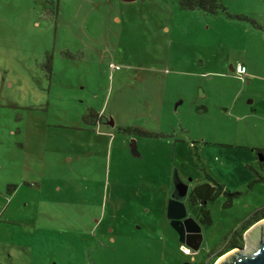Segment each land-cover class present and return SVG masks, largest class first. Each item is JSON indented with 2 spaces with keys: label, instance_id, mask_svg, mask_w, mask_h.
Instances as JSON below:
<instances>
[{
  "label": "rangeland",
  "instance_id": "rangeland-1",
  "mask_svg": "<svg viewBox=\"0 0 264 264\" xmlns=\"http://www.w3.org/2000/svg\"><path fill=\"white\" fill-rule=\"evenodd\" d=\"M217 3L0 0V264H186L166 204L202 163L242 195L190 208L195 264L264 206V0Z\"/></svg>",
  "mask_w": 264,
  "mask_h": 264
},
{
  "label": "water",
  "instance_id": "water-1",
  "mask_svg": "<svg viewBox=\"0 0 264 264\" xmlns=\"http://www.w3.org/2000/svg\"><path fill=\"white\" fill-rule=\"evenodd\" d=\"M231 70L234 71V68H231ZM132 146L133 153L137 154V147L134 141ZM173 184L174 189L167 203L166 216L171 221L172 228L178 233L180 242L190 247L191 244L185 240V229L180 226L185 223H193L195 225V231L200 235V244L192 249L197 251L201 246L203 234L200 224L193 218H187V208L184 202L188 195L189 185L181 180L177 171L173 175ZM182 219L184 220L182 221ZM192 231L194 230L189 229L190 233ZM190 237L193 238L192 235ZM244 242L245 247H237L220 255L215 264H264V219L259 220L246 231L244 234Z\"/></svg>",
  "mask_w": 264,
  "mask_h": 264
},
{
  "label": "trees",
  "instance_id": "trees-1",
  "mask_svg": "<svg viewBox=\"0 0 264 264\" xmlns=\"http://www.w3.org/2000/svg\"><path fill=\"white\" fill-rule=\"evenodd\" d=\"M179 4H180V8L182 10H196V9H201L204 11H208L210 13L216 14L218 13V11H222L225 10L224 7L218 5V0H178ZM240 18H244L245 17H240ZM117 71V70H115ZM90 119L92 121V123H96V121L100 120L99 117V113L97 112H92L91 114L87 115L86 119ZM138 129V133L142 136H147L150 137L152 135H154L152 132L143 129V128H137ZM136 129L135 128H129V129H125V131L132 133L134 132ZM214 180V186L216 189L215 192H212V187H210L208 184L206 186H204V195H200L201 200L202 201H213L215 200L217 197L221 196V195H225L228 197V202H233V199L238 198L242 195L241 192H231L228 189H226V187L219 183L217 180ZM261 180V179H260ZM261 181H264V179H262ZM255 182V181H254ZM258 181H256L257 183ZM203 188H199L197 192H200ZM229 204V203H227ZM204 218L207 221V224H211L212 223V219L208 215L204 214ZM264 219V207L260 208L259 210L257 209V211L251 215L246 222L243 223L241 229L237 230L233 236V240L231 242H229V245L226 246L225 249H219L218 251L221 250L220 253L215 254V256H211L209 258L208 264H213L215 259L220 256L223 253H226L236 247H242L244 244V234L246 233V231L252 227L256 222H258L259 220ZM217 253V251L215 252Z\"/></svg>",
  "mask_w": 264,
  "mask_h": 264
},
{
  "label": "flooded vegetation",
  "instance_id": "flooded-vegetation-1",
  "mask_svg": "<svg viewBox=\"0 0 264 264\" xmlns=\"http://www.w3.org/2000/svg\"><path fill=\"white\" fill-rule=\"evenodd\" d=\"M258 159H259V162H260V164L261 165H263L264 164V150H258ZM199 161V163H202V161L199 159L198 160ZM201 170L203 171V173H204V178H209L208 180L211 182V184L209 183V182H206V183H200V184H198V185H194L193 186V184H192V186H191V182L190 183H185V184H187V185H189V191H188V195H187V198H186V200H185V205H186V208H187V218H193V219H195L196 221H197V223H199L200 224V226L202 225L201 224V220H202V217L204 216V214L206 213L203 209H202V207L200 208V210H199V214H198V216H197V218H195V217H192V216H190L189 215V212H190V208H193V210H195V209H197V207H196V205H198V204H200L201 202H204V204H206L207 203V201H202L201 200V196L200 195H204L205 193H204V186H206L207 184L210 186V187H212V192L214 193L215 192V190L214 189H216L215 188V186H214V180L213 179H215L213 176H212V174L210 173V172H208L207 171V169L205 168V166H204V164L202 163L201 164ZM257 175H258V177L259 178H261V180H262V177H263V175L262 174H260V173H257ZM207 180V181H208ZM216 180V179H215ZM191 181V180H190ZM218 181V180H217ZM219 182V181H218ZM199 188H203L200 192H197L198 191V189ZM173 189H174V187H173ZM173 189L171 190V192L168 194V199H167V203H168V201H169V199L171 198V194H172V191H173ZM166 209H167V204H166ZM166 219L168 220V222H169V225L171 226V221L167 218V216H166ZM198 219V220H197ZM184 219H182V221H183ZM172 227V226H171ZM180 227H182L183 229H185V233H186V237H185V240L187 241V242H189L190 244H191V249L193 248V247H196V246H198L199 244H200V235H199V233L197 232V231H195V229H196V227H195V225L193 224V223H185L184 225H182V226H180ZM202 227V226H201ZM189 229H193L194 231H192V233H190L189 232ZM203 230V229H202ZM177 233V232H176ZM177 235H178V233H177ZM192 235L193 236V238H191L190 236ZM189 236V237H188ZM178 238H179V235H178ZM204 240H205V234L203 235V240H202V243H201V246H200V248H199V250H197V251H195V250H193L192 249V251L194 252H191L189 249H187L185 246H181L182 248H185V249H187V250H189V253H192L193 254V258H191L190 259V262H188V263H186V264H195L196 263V261H197V259H196V256H197V253L200 251V249H201V247H202V244H203V242H204ZM244 244H245V242H244ZM237 248V247H236ZM231 251V250H230ZM221 252V250L220 251H217V253H213L212 255L213 256H215V254H218V253H220ZM229 252V251H228ZM227 253V252H226ZM224 254V253H223ZM222 255V254H221ZM212 256V257H213ZM218 259H219V256L215 259V261H214V263L213 264H215L217 261H218Z\"/></svg>",
  "mask_w": 264,
  "mask_h": 264
},
{
  "label": "crops",
  "instance_id": "crops-1",
  "mask_svg": "<svg viewBox=\"0 0 264 264\" xmlns=\"http://www.w3.org/2000/svg\"><path fill=\"white\" fill-rule=\"evenodd\" d=\"M135 1V0H134ZM128 2H132V1H128ZM118 21H119V19H117ZM241 65V64H240ZM237 66H239V64L237 65ZM241 66H244V65H241ZM244 67H246V66H244ZM230 68H233V66H231ZM235 69L236 68H234V71H235ZM111 71V70H110ZM116 71H111V73H115ZM247 73H248V69H247V71H246V73L245 74H243V75H247ZM203 109H206V107L204 106V107H202ZM162 110H164V105L162 106ZM99 117H100V120H98V121H96V123H93L95 126H100L101 128H103V126H106V125H112V127H114V122L112 121V119H111V122L112 123H110L109 121V119L107 120V122L106 123H104V117L103 116H101V114H99ZM99 127V128H100ZM113 129V128H112ZM144 129V128H143ZM21 130H19V132H20ZM87 131V130H86ZM110 132H112V131H110L109 130V132L108 133H110ZM173 132H175L176 133V129H173ZM106 133V132H105ZM21 148H23L24 149V151L25 152H27L28 150H29V147L27 146V145H25V146H22ZM262 179H264V175H263V177H262ZM264 207V206H263ZM183 249V248H182Z\"/></svg>",
  "mask_w": 264,
  "mask_h": 264
},
{
  "label": "built area",
  "instance_id": "built-area-1",
  "mask_svg": "<svg viewBox=\"0 0 264 264\" xmlns=\"http://www.w3.org/2000/svg\"><path fill=\"white\" fill-rule=\"evenodd\" d=\"M111 68H113V69H112L113 71L120 69L119 66H115V67H114V65H111ZM246 71H247L246 67L239 65V66L236 67V69H235L234 72H235L236 74H238V75H243V74L246 73ZM183 251H184L186 254L189 253V250H187V249H185V248H183Z\"/></svg>",
  "mask_w": 264,
  "mask_h": 264
}]
</instances>
